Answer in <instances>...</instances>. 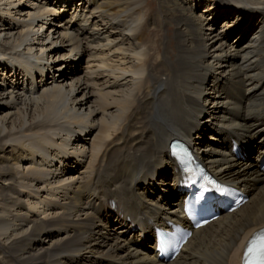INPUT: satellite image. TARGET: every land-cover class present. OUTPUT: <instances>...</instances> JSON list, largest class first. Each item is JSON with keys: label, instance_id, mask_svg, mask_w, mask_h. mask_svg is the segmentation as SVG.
I'll list each match as a JSON object with an SVG mask.
<instances>
[{"label": "bare ground", "instance_id": "6f19581e", "mask_svg": "<svg viewBox=\"0 0 264 264\" xmlns=\"http://www.w3.org/2000/svg\"><path fill=\"white\" fill-rule=\"evenodd\" d=\"M154 1L0 0L9 264H241L264 230V0ZM173 139L248 201L164 263L154 228L185 222Z\"/></svg>", "mask_w": 264, "mask_h": 264}, {"label": "rangeland", "instance_id": "374dc122", "mask_svg": "<svg viewBox=\"0 0 264 264\" xmlns=\"http://www.w3.org/2000/svg\"><path fill=\"white\" fill-rule=\"evenodd\" d=\"M152 1V2H151ZM149 2L152 4V9H156L157 8V5H156V2L154 1V0H149ZM230 18H232V17H230ZM235 21V20H234ZM42 27H43V25L42 24H40ZM220 29V28H219ZM218 29V30H219ZM154 33V32H153ZM162 34V35H161ZM164 35V33L163 32H159V33H157V36H156V40H157V42H158V44L160 43V39H162V36ZM158 37V38H157ZM160 37V38H159ZM80 67H84L85 66V63L82 61L80 64ZM253 156H255L256 157V154H254ZM28 209V207H26V210ZM12 211V210H11ZM10 213H13V212H10ZM35 214V213H34ZM37 215L36 216H40V218H42L43 216L42 215H40L39 213H36ZM1 224V223H0ZM2 225V224H1ZM0 225V226H1ZM28 238V237H27ZM26 238V239H27ZM24 243H25V241H24ZM8 261V258H7V256H5V254L4 253H2V251H0V264H9V261Z\"/></svg>", "mask_w": 264, "mask_h": 264}, {"label": "snow or ice", "instance_id": "6c2138e0", "mask_svg": "<svg viewBox=\"0 0 264 264\" xmlns=\"http://www.w3.org/2000/svg\"><path fill=\"white\" fill-rule=\"evenodd\" d=\"M253 243H255V241ZM251 250H252L251 248L248 249L249 252H251ZM256 261L257 264H264V237H261L260 247L258 249ZM245 264H249V262L246 260Z\"/></svg>", "mask_w": 264, "mask_h": 264}]
</instances>
